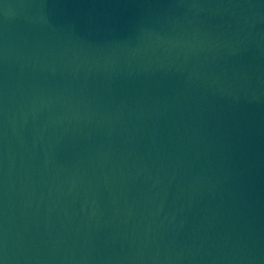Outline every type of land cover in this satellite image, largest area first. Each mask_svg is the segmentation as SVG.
<instances>
[{"label": "water", "instance_id": "1", "mask_svg": "<svg viewBox=\"0 0 264 264\" xmlns=\"http://www.w3.org/2000/svg\"><path fill=\"white\" fill-rule=\"evenodd\" d=\"M0 264H264V0H0Z\"/></svg>", "mask_w": 264, "mask_h": 264}]
</instances>
